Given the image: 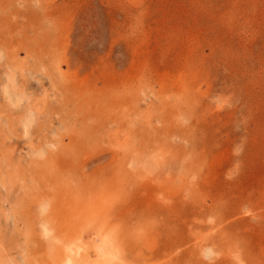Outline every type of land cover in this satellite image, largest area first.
Here are the masks:
<instances>
[{"label": "rangeland", "instance_id": "rangeland-1", "mask_svg": "<svg viewBox=\"0 0 264 264\" xmlns=\"http://www.w3.org/2000/svg\"><path fill=\"white\" fill-rule=\"evenodd\" d=\"M100 244L264 264V0H0V264Z\"/></svg>", "mask_w": 264, "mask_h": 264}, {"label": "bare ground", "instance_id": "bare-ground-1", "mask_svg": "<svg viewBox=\"0 0 264 264\" xmlns=\"http://www.w3.org/2000/svg\"><path fill=\"white\" fill-rule=\"evenodd\" d=\"M11 81H12V78H11ZM13 81H14V78H13ZM12 81V82H13ZM7 87H8V85H6ZM5 86V87H6ZM13 86H14V84H13ZM6 87V88H7ZM9 88V87H8ZM7 88V89H8ZM10 88H12V87H10ZM7 89H5V90H7ZM17 89V88H16ZM8 90H10V89H8ZM11 91H12V89H11ZM7 92V91H6ZM5 92V93H6ZM16 94V93H15ZM6 95H7V93H6ZM14 96H16V95H14ZM18 96V95H17ZM16 96V97H17ZM16 97H15V99H16ZM23 98V97H22ZM18 99V98H17ZM12 100V99H11ZM20 100V99H19ZM19 103V102H18ZM15 105V104H14ZM30 127V126H29ZM26 130V129H25ZM25 132V131H24ZM40 154L41 155H43L44 153H43V151L42 152H40ZM39 154V155H40ZM47 208L48 207H46L45 205H43L42 207H41V211H42V213H46V211H47ZM42 230H43V234H44V236L45 237H49V235H50V231L48 230V228H47V226L46 225H43V227H42ZM188 233V232H187ZM192 238V237H191ZM187 240V239H186ZM192 240V239H191ZM68 252L67 253H69V254H67V256L65 257V258H62V259H64V261H63V264H77L76 262L77 261H75V259H74V257H73V254L76 252V255H78L77 257H79V255H80V251H81V249L79 248V249H77L76 248V250L74 251L71 247H70V249H69V247H68ZM65 254H66V252H64ZM81 253H82V251H81ZM207 254H208V252H206ZM96 254H97V256H98V259H99V263L100 264H111L112 262H114L117 258H118V256L117 255H115V253L113 254V249H110V248H108L107 247V245L106 244H100V245H98L97 247H96ZM75 255V254H74ZM205 255V254H204ZM210 255V254H209ZM64 256V255H63ZM206 258H207V255H206Z\"/></svg>", "mask_w": 264, "mask_h": 264}]
</instances>
